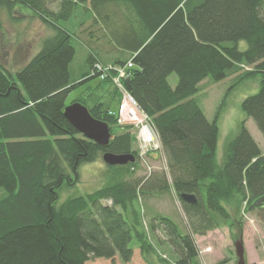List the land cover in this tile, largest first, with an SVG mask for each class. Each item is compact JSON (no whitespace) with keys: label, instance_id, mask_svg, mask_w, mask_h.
Returning a JSON list of instances; mask_svg holds the SVG:
<instances>
[{"label":"trees","instance_id":"trees-1","mask_svg":"<svg viewBox=\"0 0 264 264\" xmlns=\"http://www.w3.org/2000/svg\"><path fill=\"white\" fill-rule=\"evenodd\" d=\"M2 7L29 9L54 34L16 73L0 63V264H88L116 257L129 264L136 249L147 264H157L153 257L163 264H200L195 237L234 226L233 200L264 221V204L253 207L264 197L259 144L244 121L219 164L218 121L208 120L196 97L206 80L259 77L258 93L242 108L264 137V0H0ZM81 17L89 20L87 29L84 22L79 31L59 25ZM78 39L90 52L76 81L71 67ZM241 42L247 49H240ZM120 69L127 71L122 90L115 82ZM94 79L100 82L90 95L73 103L110 126L107 148L64 116L69 94ZM123 90L149 117L162 147L155 154L165 158L168 173L156 175L152 168L144 179L137 176L142 165L134 128L118 123ZM107 152L134 154L136 162L108 165L116 170H108L107 185L59 203L61 190L79 182L80 167ZM152 155L149 160L156 159ZM168 192L182 205L189 231L181 233L161 214L149 230L166 234L175 262L153 247L136 208L144 195ZM183 194L197 202H185Z\"/></svg>","mask_w":264,"mask_h":264},{"label":"rangeland","instance_id":"rangeland-1","mask_svg":"<svg viewBox=\"0 0 264 264\" xmlns=\"http://www.w3.org/2000/svg\"><path fill=\"white\" fill-rule=\"evenodd\" d=\"M86 18L81 17L80 21H78L79 23H73L72 21L60 22L59 25L64 29L77 31L80 29V24L84 22L85 25L82 27L84 30L89 26V23H87L89 20ZM53 34V30L40 19L33 16V13L29 9L18 7L13 11H9L6 7L0 8V63L11 73H16L40 51L42 40ZM73 45L76 48V56L71 71L73 79L78 81L87 70L86 60L90 48L79 39L74 40ZM101 47L104 53L109 49L108 44L101 45ZM239 47L241 50H245L247 49V43L241 42ZM97 53L103 59H106L101 50H98ZM108 61H113V59ZM244 70L248 71L249 68H244ZM178 81L179 79L176 74L171 75L169 78V83L173 88L177 86ZM99 82L98 79H94L77 87L69 94L66 101L67 106L81 97L87 98ZM200 88V92L196 97L201 108L209 121H214L215 119L218 121V163L222 164L225 161L228 143L239 133L244 121H246V127L259 144L264 155V137L258 130L255 122L252 119H248L242 108V104L247 97L258 93L260 78L228 77L219 83H210L206 80L200 85ZM111 92L112 89L108 97L111 96ZM114 109H117L116 106H114ZM130 116L135 117V114L131 113ZM127 120L130 119L127 118ZM126 124L128 123L119 124V126L123 128L127 126ZM118 130L119 134L123 133L120 128ZM141 130L139 128L136 134L134 133L136 137L134 147L135 149H139V151L142 150V147H146L145 143H143ZM155 153L154 150H151L149 155L154 154L152 156L156 157V159L146 160L152 166L153 174L161 175L168 173L165 158ZM141 165L142 168L137 173V176L144 179L149 171L144 161H141ZM109 169L116 170V167H108L102 158L97 162L82 165L79 169V182L72 187H64L61 190L59 203H63L73 197L86 196L107 185L110 181ZM167 175L169 178V174ZM104 203L111 204L108 201ZM228 207L235 222L234 226L209 232L205 236L195 237L199 249L200 264H224L223 262H226L225 264H236L235 242L240 238H243L244 241L248 264H264V221L258 216V212L250 210L239 199L233 200L228 204ZM136 208L143 219V228L146 230L147 238L153 247L163 254L162 258L165 259L167 257L169 262H175L172 252H169L170 248L166 234L162 231L151 234L149 230L151 219L155 214H161L173 220L178 225L181 233L186 234L189 231L186 215L174 192L144 195L143 200H140L136 204ZM138 255V251H135L133 260L136 262L135 264H142ZM88 264L126 263H123L120 258L116 257L115 260L100 259L91 261Z\"/></svg>","mask_w":264,"mask_h":264},{"label":"water","instance_id":"water-1","mask_svg":"<svg viewBox=\"0 0 264 264\" xmlns=\"http://www.w3.org/2000/svg\"><path fill=\"white\" fill-rule=\"evenodd\" d=\"M64 116L68 122L85 138L95 142L101 147L107 148L112 139L110 126L103 121L95 119L89 109L79 102L72 103L66 106ZM103 161L109 166H126L129 163H135L136 157L134 154L116 155L107 152L102 157ZM182 199L190 204H195L197 199L194 195L183 194ZM264 204V197L257 200L254 208H259ZM235 252L237 257L236 264H248L246 260V252L243 238L235 242Z\"/></svg>","mask_w":264,"mask_h":264},{"label":"built area","instance_id":"built-area-1","mask_svg":"<svg viewBox=\"0 0 264 264\" xmlns=\"http://www.w3.org/2000/svg\"><path fill=\"white\" fill-rule=\"evenodd\" d=\"M129 65L128 67H130ZM101 69V66H98ZM127 76V71L125 69L119 70V75L115 79L117 86L122 90L121 79H124ZM122 101L119 107L118 114V123L122 125L123 123L127 126H133V132L136 134L138 129L140 128L142 132L143 143H145L146 147H142L140 152V159L141 161L147 164L148 171H152V167L150 164L146 162L148 159L149 153L151 150L155 152H160L161 150V143L158 137L157 132L155 131L149 117L139 108L136 101L126 92L123 90L122 93ZM131 105V107H130ZM131 113L135 114V117H131ZM129 118L130 120H127ZM145 127V128H144ZM144 132V133H143Z\"/></svg>","mask_w":264,"mask_h":264},{"label":"crops","instance_id":"crops-1","mask_svg":"<svg viewBox=\"0 0 264 264\" xmlns=\"http://www.w3.org/2000/svg\"><path fill=\"white\" fill-rule=\"evenodd\" d=\"M135 251H138V253H139V258H140V261L142 262V264H147V263H145V261L143 260V257H142V255H141V252H140V249H136ZM119 258V257H118ZM136 259V258H135ZM153 260H155V262L157 263V264H163V263H161V262H159L158 261V258L157 257H153ZM136 262L133 260L130 264H135Z\"/></svg>","mask_w":264,"mask_h":264}]
</instances>
